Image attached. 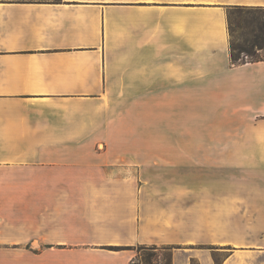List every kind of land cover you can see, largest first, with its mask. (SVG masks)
<instances>
[{"label": "crops", "instance_id": "crops-1", "mask_svg": "<svg viewBox=\"0 0 264 264\" xmlns=\"http://www.w3.org/2000/svg\"><path fill=\"white\" fill-rule=\"evenodd\" d=\"M234 6L264 0H0V264H264V60L231 63Z\"/></svg>", "mask_w": 264, "mask_h": 264}, {"label": "trees", "instance_id": "trees-1", "mask_svg": "<svg viewBox=\"0 0 264 264\" xmlns=\"http://www.w3.org/2000/svg\"><path fill=\"white\" fill-rule=\"evenodd\" d=\"M261 7L264 6H234L227 11V25L229 31V52L230 60L233 64L244 63L246 61H258L264 60V56L258 55V50H264V11ZM244 14V15H243ZM239 19L236 27L241 30L239 33L238 41H235L234 33L236 31L233 18ZM245 31H247L245 33ZM247 59V57H250ZM138 247H150L153 249L144 264H153L152 259L156 256L163 255L157 253L162 250H170L168 257L161 259L160 264H172L171 250L173 246H138ZM137 247V248H138ZM135 262V257L133 258ZM163 261V262H162ZM196 261L191 259V264ZM136 263V262H135ZM197 263V261H196ZM137 264V263H136ZM198 264V263H197Z\"/></svg>", "mask_w": 264, "mask_h": 264}, {"label": "rangeland", "instance_id": "rangeland-1", "mask_svg": "<svg viewBox=\"0 0 264 264\" xmlns=\"http://www.w3.org/2000/svg\"><path fill=\"white\" fill-rule=\"evenodd\" d=\"M263 10L262 11H264V7H261ZM244 15V14H243ZM238 22H239V19L238 18H236V17H234L233 18V24H234V27H235V29H236V31H235V33H234V36H235V41H238V36H239V33L241 32V30H239L237 27H236V25L238 24ZM247 31H245V33H246ZM259 52H257L258 53V55H262V56H264V50H258ZM249 58H251V56L250 57H247V59H249ZM102 146V144H100L99 145V148ZM170 154V153H169ZM152 251H153V249H151L150 247H138V248H136V256H135V262L137 263V264H144V261H145V259H146V257L150 254V253H152ZM157 253H163L164 254V256L163 255H159V256H156V257H154L153 259H152V263L153 264H160L161 263V259H163L164 257H168V255H169V253H170V250H162V251H159V252H157ZM163 262V261H162ZM194 264H197L196 263V261H194Z\"/></svg>", "mask_w": 264, "mask_h": 264}]
</instances>
